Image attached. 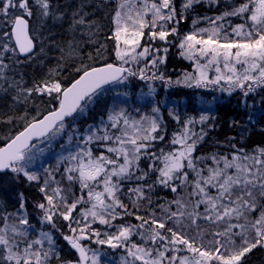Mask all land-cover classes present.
<instances>
[{
    "label": "snow or ice",
    "instance_id": "obj_1",
    "mask_svg": "<svg viewBox=\"0 0 264 264\" xmlns=\"http://www.w3.org/2000/svg\"><path fill=\"white\" fill-rule=\"evenodd\" d=\"M55 25L71 80L64 46L46 64ZM173 48L191 66L175 80ZM177 86L264 93V0H0V174L39 193L0 197V264H248L264 250V144L201 151L215 117L162 107Z\"/></svg>",
    "mask_w": 264,
    "mask_h": 264
},
{
    "label": "trees",
    "instance_id": "obj_2",
    "mask_svg": "<svg viewBox=\"0 0 264 264\" xmlns=\"http://www.w3.org/2000/svg\"><path fill=\"white\" fill-rule=\"evenodd\" d=\"M215 10H210L207 5H197L195 8L194 14H199L203 16L213 15ZM192 15L189 16L188 21L181 24L180 27L182 30L187 31L191 28V19ZM103 23V21H101ZM52 40L55 42L51 45V50L48 52L49 58L46 60V64L54 66L56 64L55 58H60V50L55 46L56 44H60L64 46L65 50L67 48V40L69 38L68 32L65 28H61L58 25L52 26ZM103 37H101L102 39ZM81 48L84 50V53L93 52L94 46L89 45H81ZM72 57V56H71ZM75 58V57H73ZM76 60H66L62 61L65 65L63 68V75L67 80H71L73 76L76 75L74 71V63ZM190 71V64L181 59L177 55V50L173 48L167 56V63L164 65L165 74L171 76V78L180 77L183 72ZM28 76L31 77L33 75H37L40 72V69L27 68L25 69ZM131 92L135 94L139 92V88L131 89ZM196 93V92H194ZM191 92H185L183 90L173 89L171 95L174 99H178V101L182 100V98H186V102L184 106L180 107L181 113H189V114H199L201 109L198 110L196 99L192 97ZM133 98V97H132ZM223 100V102H221ZM11 101L9 99L0 98V110H7L9 108ZM214 108H208L204 111H210L211 114L215 117V128L210 130L207 136V143L201 147V151L210 152L217 147V142L223 143L229 137H236L238 143H243L247 146H253L256 144H264V93H259L258 95L249 96V98H245L240 95L231 96V99L225 97L224 95L220 98L218 97L217 101L214 104ZM254 105V107H252ZM104 111H99L97 114H101ZM252 116L253 119L249 122V116ZM165 117L166 112H165ZM233 121H238L239 123L236 126H230ZM2 127V126H0ZM241 137L243 139L241 140ZM54 163V160L49 162V165ZM8 175H0V197H7L9 200H13L15 198V194L18 191H23L28 197L29 200H34L39 196V193L36 192L33 188L28 187L25 183H17L15 180L14 184L9 181ZM12 178V176H11ZM163 196L164 193H161ZM67 248V247H66ZM68 249V248H67ZM69 251L65 250V254ZM252 258L248 257V264H252L253 259H259L257 254L252 253Z\"/></svg>",
    "mask_w": 264,
    "mask_h": 264
},
{
    "label": "rangeland",
    "instance_id": "obj_3",
    "mask_svg": "<svg viewBox=\"0 0 264 264\" xmlns=\"http://www.w3.org/2000/svg\"><path fill=\"white\" fill-rule=\"evenodd\" d=\"M60 55H61V52H60ZM73 57L74 56L71 57V56H69L67 54V48H66L65 53H64V60L63 61H66V60H69V59L70 60H76V58H73ZM48 58H49V54L47 56V59ZM57 59L58 58H55L54 61H57ZM47 66H49V65H47ZM162 68L164 69V65L162 66ZM177 78H179V77H177ZM177 78L173 77L172 79L175 80ZM134 86L135 85L130 86L129 91L131 89L134 90ZM173 89L183 90L185 92H191V93H193L192 94V97L194 99H196V97L198 98V99H196V104H197L198 110H200V109L201 110H205V109H208V108H214V106H215L214 104L217 101V99H218L219 96H220V98L223 95L226 96V97H228V98L231 97V96H228L226 93H220L219 91L211 92V91L202 90V89H200V90H194V89H187V88L178 87V86L177 87H171V88H168V89L161 90L158 98L159 99H162L163 101H165V103H164V105L162 107L167 108L169 110H177L180 113H181L180 107L181 106L182 107L184 106V104L186 102V98H182V100H180V101H178V99H174L172 97V95H171V92H172ZM194 92H196V93H194ZM258 94H254V95H258ZM236 95L242 96V94L239 93V92H235V93L232 94V96H236ZM250 96H253V94L250 95ZM247 98H249V97H247ZM105 99L110 100L109 97H106ZM133 99H134V94H133ZM202 101H207L208 103H202ZM137 104H140V102L137 101ZM129 106L135 107L136 105L130 104ZM141 106H142V104H141ZM252 107H254V105H252ZM98 109H99V111H102L104 109L103 101L101 102L100 105H98V106L95 107V110L92 113L89 114V117H88L89 120H91L93 118H98L99 115H102L103 114V112L101 114H99V113L97 114ZM181 114H184V112H182ZM164 115H165V112H164ZM166 116H167V112H166ZM52 160H54V159L52 158V156L50 154V155L42 158V160L41 161H38L37 163H38V165L42 163L44 167H48L49 166V162L52 161ZM9 181H11L12 184H14V181L11 178V176L9 177ZM61 243L63 244V241H61ZM65 250H68V249L65 247ZM253 253L257 254V256H255V257H258L259 259L258 260L257 259H253V261H252L253 263L252 264H264V250H261V249L258 248L256 250H254ZM250 255H252V253L249 254V259L252 258V256H250Z\"/></svg>",
    "mask_w": 264,
    "mask_h": 264
},
{
    "label": "bare ground",
    "instance_id": "obj_4",
    "mask_svg": "<svg viewBox=\"0 0 264 264\" xmlns=\"http://www.w3.org/2000/svg\"><path fill=\"white\" fill-rule=\"evenodd\" d=\"M225 97H226V96H225ZM228 99H231V97H230V98H228ZM221 102H223V100H222Z\"/></svg>",
    "mask_w": 264,
    "mask_h": 264
}]
</instances>
